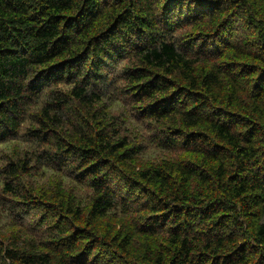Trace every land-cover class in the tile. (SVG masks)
Wrapping results in <instances>:
<instances>
[{
    "label": "trees",
    "instance_id": "1",
    "mask_svg": "<svg viewBox=\"0 0 264 264\" xmlns=\"http://www.w3.org/2000/svg\"><path fill=\"white\" fill-rule=\"evenodd\" d=\"M120 81L143 118L174 124L166 146L187 159L135 178L113 165L135 151L81 109ZM27 121L39 149L8 164L6 195L36 204L20 182L36 161L89 185L94 223L130 205L151 215L141 230L169 238L156 264H264V0H0V144ZM44 209L46 248H10L2 264H106L130 247L117 237L100 258L72 205Z\"/></svg>",
    "mask_w": 264,
    "mask_h": 264
},
{
    "label": "rangeland",
    "instance_id": "2",
    "mask_svg": "<svg viewBox=\"0 0 264 264\" xmlns=\"http://www.w3.org/2000/svg\"><path fill=\"white\" fill-rule=\"evenodd\" d=\"M126 66L128 65L123 63L119 69ZM124 86L126 83L118 82L116 89L106 93L105 98L96 104L91 113L81 109L82 116L91 128H95L96 123H104L111 131H116V135L112 136L115 142L127 141L131 150L135 151L134 159L128 162L127 167L118 166L115 161L113 165H116L124 175L135 178L138 173L147 169L165 167V164L177 165L187 159V155L180 149L174 150L166 146L173 137L168 134V129L174 128V124L143 118L141 116L143 113L139 112L141 106L133 104L123 94ZM62 89L68 91L66 87ZM28 127H34V124L27 121L16 140L0 144V264L5 261V252L10 248L24 246L36 247L38 250L46 248L50 239L46 228H43L44 220L51 217H48L44 208H53L62 200L79 212L82 222L78 228L90 227L91 235L103 240L104 244L96 252L100 258L99 252L102 251L107 256L110 251L115 250L112 239L120 237L121 242L129 241L130 247L127 252L122 256H115L114 259L105 260L106 264H156L159 255L166 258V253L170 251L168 236L164 233L149 234L150 232L141 230L151 215L138 210L139 207L135 205H130V210H124L125 207L116 208L102 220L92 222L88 215L95 198L94 191L87 183L78 182L65 169L36 167V161L32 162L30 166L32 170L28 175L20 177V182L25 192L35 198L31 202L36 204H24L22 198L3 193V186L6 183L4 170L8 164L20 159L30 160L33 151L39 149L28 140L29 136L25 134ZM198 191L199 188L195 193ZM15 205L19 209L22 207L31 209L30 214L26 218L20 217L11 210ZM243 222L245 224L243 233L250 242H253V234L247 230L244 219ZM100 260L105 264L103 259Z\"/></svg>",
    "mask_w": 264,
    "mask_h": 264
}]
</instances>
